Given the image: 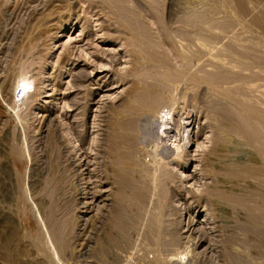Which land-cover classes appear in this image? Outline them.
Wrapping results in <instances>:
<instances>
[{
  "label": "rangeland",
  "instance_id": "rangeland-1",
  "mask_svg": "<svg viewBox=\"0 0 264 264\" xmlns=\"http://www.w3.org/2000/svg\"><path fill=\"white\" fill-rule=\"evenodd\" d=\"M263 104L264 0H0V264H264Z\"/></svg>",
  "mask_w": 264,
  "mask_h": 264
},
{
  "label": "bare ground",
  "instance_id": "bare-ground-1",
  "mask_svg": "<svg viewBox=\"0 0 264 264\" xmlns=\"http://www.w3.org/2000/svg\"><path fill=\"white\" fill-rule=\"evenodd\" d=\"M154 84H156V85H152V89L155 90L158 88L156 86H159V85H157V83H154ZM143 92L145 94L141 95L142 94L141 93L139 95V97L137 98V103L140 106H142L143 104H146L147 100L150 99L148 96L150 95L151 91L148 90V91H143ZM217 109H218L217 114L219 115L218 121L220 124H223L225 126V128L227 127L226 128L227 130L228 129L230 130L228 132H232L233 134L238 135L239 137H246L249 139L252 138L254 140H257L258 144L260 145V149L264 153V142L262 141L263 136H262V134H261L262 132L259 128H255V125L251 126L250 122L248 120H246L244 115H242L239 111H238L239 113H237L236 109H235L236 110L235 111L234 109H231L227 106H220ZM244 112H246V111H244ZM259 121H260V119H259ZM135 122H136V120L133 119V123H135ZM225 131H224V133H225ZM226 135H228V134L226 133ZM229 136H230V134H229Z\"/></svg>",
  "mask_w": 264,
  "mask_h": 264
},
{
  "label": "built area",
  "instance_id": "built-area-1",
  "mask_svg": "<svg viewBox=\"0 0 264 264\" xmlns=\"http://www.w3.org/2000/svg\"><path fill=\"white\" fill-rule=\"evenodd\" d=\"M22 91V90H21ZM25 91L23 90L22 93H24Z\"/></svg>",
  "mask_w": 264,
  "mask_h": 264
}]
</instances>
